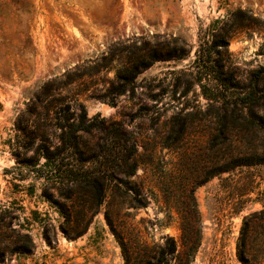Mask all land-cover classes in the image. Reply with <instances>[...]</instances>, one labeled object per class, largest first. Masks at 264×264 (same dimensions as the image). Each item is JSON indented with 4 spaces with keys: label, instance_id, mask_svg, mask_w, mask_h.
Segmentation results:
<instances>
[{
    "label": "rangeland",
    "instance_id": "obj_1",
    "mask_svg": "<svg viewBox=\"0 0 264 264\" xmlns=\"http://www.w3.org/2000/svg\"><path fill=\"white\" fill-rule=\"evenodd\" d=\"M162 254L264 264V0H0V264Z\"/></svg>",
    "mask_w": 264,
    "mask_h": 264
},
{
    "label": "trees",
    "instance_id": "obj_2",
    "mask_svg": "<svg viewBox=\"0 0 264 264\" xmlns=\"http://www.w3.org/2000/svg\"><path fill=\"white\" fill-rule=\"evenodd\" d=\"M200 58L203 57V51L201 52L200 51ZM203 60V59H202ZM212 71H213V74L217 77V78H221L220 77V73H219V69L216 68V69H213L212 68ZM119 88H122V86H119ZM109 102H113L112 99H110ZM61 128V132L59 133V139L62 143H68L70 146L72 147H77V139H78V136L75 135L74 133L76 131H79V132H90L91 129L94 128L93 126V122L89 121V122H85L84 121V110L82 111L81 113V116H80V120L78 123H64V124H60L59 126ZM258 158V161H252L248 158H242V159H239L241 160L239 162L242 163V164H249V163H253V162H262V159L261 157H257ZM261 160V161H260ZM228 168V167H227ZM224 170V169H223ZM159 261L162 262V264L166 263V259L164 257V255L162 254L161 257L159 258Z\"/></svg>",
    "mask_w": 264,
    "mask_h": 264
}]
</instances>
